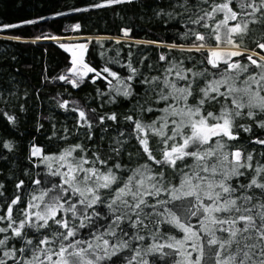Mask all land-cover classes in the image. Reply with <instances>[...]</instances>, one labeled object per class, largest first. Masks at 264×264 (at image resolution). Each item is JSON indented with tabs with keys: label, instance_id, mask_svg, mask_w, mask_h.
Returning a JSON list of instances; mask_svg holds the SVG:
<instances>
[{
	"label": "snow or ice",
	"instance_id": "1",
	"mask_svg": "<svg viewBox=\"0 0 264 264\" xmlns=\"http://www.w3.org/2000/svg\"><path fill=\"white\" fill-rule=\"evenodd\" d=\"M131 2L100 0L90 7ZM181 7L187 11L189 0H184ZM192 8L193 14L188 16V21L211 29L210 35L217 42L209 49L207 64L219 71L223 62L226 67L222 73L218 78L213 73L211 80L205 77L206 83L199 87V96L196 95L197 76L203 77L204 72L197 73L184 67L182 62L170 63L162 78L153 76L150 81H142L146 84L161 82L156 99L157 104L162 102L164 106L154 109L149 105L146 109L161 115L150 123L142 117L126 115L124 119L132 125L131 133L127 138H123V133L116 137L107 158L99 150L87 154L88 149L80 143L55 154L45 153L41 146L33 144L29 149L30 162L36 167L43 165L47 176L58 180H33L34 184L50 186L31 194L26 203L23 200L25 181H17L16 188L20 193L6 199V210L0 211V264H158L157 260L151 259L155 254H159V260L164 264L168 257H179L173 259L172 264H264V163L256 161L254 165L252 153L245 158L239 148L225 151L228 141L239 137L234 131L237 118L246 117L264 129V119H257L258 115H264V51H256L264 50V37L256 42L255 49H241L236 40L237 35L248 33L251 24L262 21L264 0H203ZM157 14L162 15L163 9ZM13 27L17 25H0V29ZM74 27L78 29L80 25ZM123 31L127 36L130 29ZM184 36H194L187 49L190 52H199L207 44L206 35L198 30L189 29ZM41 38L58 39L55 36L36 39ZM225 41L232 50L222 47ZM60 47L71 52V67L55 79L78 88L86 78L95 83L97 76L107 73L104 79L108 81L113 102L112 92L125 98L132 95L130 82L137 69L131 63L128 67L132 74L119 78L118 73L108 67L101 73L85 62L87 44L61 43ZM168 47L184 50V45L176 43ZM245 51L249 52V64L232 59L242 56ZM160 60L164 61L166 57L162 54ZM253 65L259 71H251ZM89 73L95 75L89 77ZM242 75L241 85L238 81ZM171 76L175 79H169ZM109 77L116 78L115 83ZM221 100L223 104L218 114L206 111L210 103ZM68 106L69 101L60 102V107L65 110ZM71 111L78 113L77 123L89 130L88 139L91 140L93 121L86 110L74 105ZM143 111L145 109L141 107ZM0 115L11 124L16 123L15 115L6 110ZM109 119L118 122L115 112L98 117L102 125ZM239 127L246 132L253 130L251 125ZM133 133L140 146L138 151L146 160L136 168H129L131 174L121 184L117 170L124 169L125 165L110 161L114 156H121ZM152 136L158 137V143L162 145L159 156L150 144ZM214 137L215 147L210 143ZM254 142L264 145V139L259 136ZM3 147L12 151L14 144L5 140ZM77 152L85 154L74 155ZM186 158L192 159L190 165ZM178 161L185 162L186 171L178 168ZM168 168L173 172L179 170L178 183L168 179ZM248 171L254 174L247 183L240 182L235 186L231 182L234 177L247 176ZM3 188L0 184V196L5 195ZM255 190H259L258 193ZM106 192L109 196L106 207L111 218L101 231L95 227L102 214L96 206L105 203ZM20 205L23 207L18 218L15 210ZM193 217L198 227L193 226ZM125 220L134 232L129 233L121 227ZM148 223L153 224L151 229ZM165 226L175 228L183 235L165 233L162 231ZM86 227L93 230L89 238L77 239L79 230ZM144 229L151 234L152 244L146 247L133 245V241L145 240L141 235ZM206 254L210 255L208 260H205Z\"/></svg>",
	"mask_w": 264,
	"mask_h": 264
},
{
	"label": "trees",
	"instance_id": "2",
	"mask_svg": "<svg viewBox=\"0 0 264 264\" xmlns=\"http://www.w3.org/2000/svg\"><path fill=\"white\" fill-rule=\"evenodd\" d=\"M99 2L100 0H0V25H17V27L2 29L0 33V113L6 110L17 118L13 125L0 115V184L4 186L2 190L5 191V195L0 196V211L6 210V204H4L6 199L20 193V190L16 188L19 179L25 181L23 187L25 203L31 194L39 192L42 187L50 186L46 183L34 184L33 180H58V178L47 176L43 165L36 167L30 162L29 149L33 144L41 146L45 153L55 154L69 145L80 143L88 149L87 154L90 155L92 151L99 150L107 158L110 154V145H114L116 137L123 133V138H127L131 133L132 125L124 119L126 115L142 117L146 123H150L161 115L158 111L149 113L146 110L149 105H152L154 109L164 106L162 102L157 104L156 99L161 82L146 84L142 81L145 79L150 81L153 76L162 78L170 63L182 62L184 67L193 69L197 73L204 72L203 77L197 76L196 95L199 96V87L204 86L206 79H213V73H216L218 78L226 67L221 62L218 71L207 64L209 50L205 48L216 46L215 37L210 35L211 29L193 25L188 21V16L193 14L192 6L201 4L203 0H189L187 11L181 7L184 0L179 2L177 0H132L131 3L100 8L90 7L93 3ZM161 9L163 14L158 15ZM236 10L240 11L239 7H236ZM168 13L171 15L169 16ZM23 21L34 22L22 23ZM76 24L80 25L78 29L74 27ZM125 28L130 29L127 36L123 31ZM189 29L198 30L207 37V44L199 52L187 50L194 40V36H184ZM17 36L20 39H12ZM50 36L58 39L70 37L90 39L84 60L101 73L105 67H108L118 73L119 78H126L132 74L128 67L131 63L137 69L133 81L130 82L132 95L125 98L112 92L111 95L115 96L113 102L109 95L108 81L104 79L107 73L97 76L95 83L92 79L86 78L78 88L55 79L61 74H66L67 68L70 67V56L60 47L58 39H36ZM262 37H264V18L261 22L251 24L248 33L243 36L237 35L236 40L240 42L241 49H255L256 42ZM172 43L184 45V50L170 49L168 45ZM222 47L232 48L226 41ZM256 51L261 52L260 49ZM162 54L166 57L164 61L160 60ZM248 55L249 52L245 51L242 56L232 59L249 64ZM251 71L259 70L253 65ZM94 75L89 73V77ZM243 75L238 81L241 85ZM109 79L113 80V83L116 81V78L109 77ZM169 79H175V76ZM63 100L69 101L68 110L60 107V102ZM191 102L195 103V100ZM222 104L223 100L219 103H210L206 111L212 110L218 114ZM74 105L84 108L93 121L91 140L88 139L89 130L86 127H80L77 123L78 113L71 111ZM141 107L145 111L141 112ZM92 109L96 111L93 112ZM113 112L117 114L118 122L109 119L102 125L98 117ZM257 119H264V115H258ZM235 123L234 131L239 133V137L228 141L225 151L232 152L239 148L243 150L245 158L248 153H252L254 165L256 161L264 163V145L254 142L257 136L264 139V129L246 117L237 118ZM241 124L251 125L253 130L246 132L239 127ZM65 129H68L67 133ZM215 139L214 137L210 142L213 147H215ZM224 139L227 141L226 137ZM5 140L14 144L12 151L3 147ZM158 141L159 138L155 136H152L150 140L157 156L160 155L159 149L162 147ZM139 148L133 133L131 139L125 144L121 156H114L113 161H110V163L120 161L125 165L124 169L117 170L121 175L119 183L122 184L131 174L129 168H136L138 164L145 162L146 157L141 155ZM82 154L85 153H74V155ZM186 163L190 165L192 159L186 158ZM178 168L187 170L185 162L178 161ZM252 174L254 173L248 171L247 176L234 177L231 182L235 186H238L240 182L247 183ZM173 177H175L174 180ZM179 178V170L173 172L171 168H168L170 181L178 183ZM255 191L258 193L259 190ZM108 198L106 192L103 197L105 203L96 206L102 214L97 218L95 227L101 231L107 223H110L111 213L106 207ZM22 207L23 205L16 207L15 215L18 218ZM191 222L194 227H198L196 218H191ZM121 227L129 233L135 231L127 220ZM152 227L153 224L148 223V228ZM90 231L93 230L87 227L80 229L77 239L89 238ZM162 231L177 236L183 235L182 232L170 226H165ZM141 235L145 236V240L133 241V245L141 244L146 247L152 244V236L147 229L141 231ZM223 235L227 236V233ZM178 258H166L167 264H172V260ZM209 258L210 255L206 254L205 260ZM151 259L157 260L158 264H164V261L159 260V254H155Z\"/></svg>",
	"mask_w": 264,
	"mask_h": 264
},
{
	"label": "rangeland",
	"instance_id": "3",
	"mask_svg": "<svg viewBox=\"0 0 264 264\" xmlns=\"http://www.w3.org/2000/svg\"><path fill=\"white\" fill-rule=\"evenodd\" d=\"M1 31H2V29H0V33H1ZM89 40L90 39H85V38H82V37H70V38H66V39H58L59 44L64 43V44L73 45V44H81V43H84V44H87V46H88V41ZM205 49H208L209 50L210 48L206 47ZM63 50H65V49H63ZM225 50H232V48H228V49H225ZM66 52L70 56V67H71V58H72L71 57V52H69V51H66ZM84 58H85V55H84ZM68 74L70 75V73H68Z\"/></svg>",
	"mask_w": 264,
	"mask_h": 264
},
{
	"label": "water",
	"instance_id": "4",
	"mask_svg": "<svg viewBox=\"0 0 264 264\" xmlns=\"http://www.w3.org/2000/svg\"><path fill=\"white\" fill-rule=\"evenodd\" d=\"M260 51H264V50H260ZM61 81V80H60Z\"/></svg>",
	"mask_w": 264,
	"mask_h": 264
}]
</instances>
